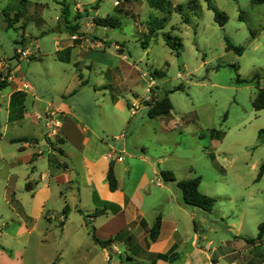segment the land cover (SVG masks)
<instances>
[{
  "label": "crops",
  "instance_id": "obj_1",
  "mask_svg": "<svg viewBox=\"0 0 264 264\" xmlns=\"http://www.w3.org/2000/svg\"><path fill=\"white\" fill-rule=\"evenodd\" d=\"M18 1L25 3L30 18H34L38 23V32L35 41L33 37H30V40L36 44V51H33L30 49L33 42L25 39L28 28L25 24H21L25 19L24 13L18 11L16 7L10 8L11 2H7L2 11L4 22L0 28L9 29L11 27L9 20L21 24L22 39L17 43L19 46L16 52L20 47L25 48L24 50L32 54L30 58L35 56L34 54L38 55V58L33 57L35 62L43 61L42 57L46 56V53L41 50L40 40L43 37H40L55 33L54 50L50 55L62 65L64 70L73 72L70 68L73 67V74L77 75V82L60 97L64 100L67 97H79L82 92L93 89L95 93H104V97L109 98L107 102H110L111 106H109V113L106 112L108 121L118 113L121 114V120H124L122 114L127 112L126 102L133 105L135 100L132 101L131 98L124 100L127 98L125 95L124 98H121V95L115 96L113 86L124 89L130 84L138 85L142 82V71L136 63L130 62L125 53L127 36L116 34L113 32L115 29L97 26L94 19L114 17L121 22L120 27L124 20L131 19L137 23L136 36L144 35V32L150 31L149 21L147 30L140 28L142 24L144 25L141 23L140 13L145 5L144 1L52 0L62 5V14L54 18L52 26L44 19L47 0L36 2L14 0L13 2ZM145 1L150 8H153L150 0ZM63 3L69 6L68 22L74 24L75 17L78 14L82 16L78 21L79 29L76 34L67 29L63 18ZM177 3V1L174 2V6L179 5ZM9 10L14 19H11ZM147 44V47L143 46L145 53L149 51V42ZM98 54L99 57H97ZM105 58L107 62L104 61ZM22 60L16 59L17 63L10 60L9 64H6L7 61L4 59L0 61V70L9 65L11 74L7 84V87L11 89L10 92L5 96L4 90L7 87L0 90V163L1 167L4 164L9 167L8 173L3 177L5 179L4 197L17 219L12 221V225H8L5 221L0 225L1 228L7 225L6 229L0 231V264H127L121 260L122 256V258L130 256L133 264H150L154 256L158 254L167 256L178 254V257L173 262L158 260L156 264H219L223 260H226L227 264H264V250L262 253L255 252L261 244L264 247V238L262 242L249 244L246 241L248 238L241 233L245 225L247 209H240L239 216L233 220L231 218H235V215H228L227 212L220 214L217 222L230 217L226 226L232 235L234 233L235 235L232 239L220 241V247H217L215 241H207L204 235L199 234L201 232L199 226L205 225V222H202L205 221L204 217L212 215L213 211L205 213L199 209L200 211L197 212L195 208L183 202L182 194L178 196L169 188L172 184L176 185L175 183L163 181L161 177L163 170L159 169L167 158L157 157L152 163L142 160L145 159L143 157L139 159L141 163L150 164L155 177L160 178L156 185L150 173L142 172L136 177L134 168L138 162L136 154L130 153L122 162L115 158L116 155L128 150L126 147L120 149L115 143L107 142L105 138L113 140L119 138L116 141L121 139L125 141L129 128L83 126L77 118L78 108L60 102L56 105L50 103L43 109L42 115L40 113L34 115L36 120L44 123L45 126L40 128L38 136L31 137L20 133L9 137L7 134L9 125L24 123L29 115L26 106L29 96L34 101H38L33 86L18 75V72H21L20 61ZM95 62H103L105 65L102 68L100 64H97L100 66V70L97 71L94 68ZM92 75L100 76L102 79ZM77 100L79 98H74L75 102ZM2 104L5 106L3 107ZM3 108L6 112L4 124L1 120ZM156 119L172 123L171 114ZM125 123L126 118L124 126ZM21 139L29 141L11 142ZM3 143L17 146L18 155L14 161L6 159L2 154ZM136 145L133 143L135 153L147 151L146 147ZM57 150L64 151L65 156L71 159L75 179H72L68 165L67 167L63 165L65 162ZM17 165L28 166L27 173L23 175L24 186L26 187L27 182L31 183L32 190H26L28 193H22V187L12 188L13 179L19 178L14 168ZM111 165L117 180L115 191L110 189L108 182ZM29 168L32 169L31 172ZM186 179L192 178L186 177ZM182 180L177 179V181ZM229 199L233 201L232 198ZM53 200L56 204L51 207L50 203ZM243 202L245 203L246 200ZM66 208L69 211L67 216H64ZM97 210L103 213L91 218L86 217ZM158 214L162 215L161 232L158 239L151 242L149 231ZM197 215L202 218L199 223H197ZM92 228L100 240L113 239L109 245L112 252L93 240ZM38 229H41V236L44 237L40 242L41 245H48V240L51 241L44 263L34 260L28 252L27 243L23 244V248L15 245L16 239L29 240ZM125 230L134 239L129 242L126 239L116 240L115 237Z\"/></svg>",
  "mask_w": 264,
  "mask_h": 264
},
{
  "label": "rangeland",
  "instance_id": "obj_2",
  "mask_svg": "<svg viewBox=\"0 0 264 264\" xmlns=\"http://www.w3.org/2000/svg\"><path fill=\"white\" fill-rule=\"evenodd\" d=\"M13 1L0 0V26L4 22L2 11L6 3L11 2L10 8L16 7L24 13L25 19L21 24L28 28L26 41H29L30 37L35 41L38 23L34 18H30L25 3ZM143 1L145 5L140 13L141 23L145 26L142 24L140 28L145 31L149 21V27L152 22V28L157 24L163 26L162 30L157 31L153 37L149 31L136 36L137 23L131 19L124 20L120 28L113 30L118 35L127 36L125 53L130 62L136 63L142 71V82L138 85L130 84L124 89L113 86L115 96L121 95V98H124L125 95L127 98L124 100H135L133 105L126 102L127 112L122 114L124 120H121V114L118 113L108 121L106 112L109 113L111 106L110 102H107L109 98L106 99L104 93H95L93 89L74 97L79 98L77 102L74 98L67 97L64 100L60 97L77 82V75L73 74V67H70L73 72L64 70L50 55L54 50L55 33L40 37H43L40 40L41 50L46 56L42 57L43 61L35 62L33 57L38 58L37 54L30 58L32 54L21 47L16 52L19 46L17 43L22 39L19 22H12L13 25L6 30L0 28V61L4 59L6 64L11 61L17 63L16 59L21 58L20 52H27L30 59L20 61L21 72H17L24 81L33 86L38 97V101H34L29 96L26 103L29 115L26 121L9 125L7 134L9 137L20 133L31 137L38 136L40 128L45 126L37 121L34 115H42L48 104L56 105L60 102L78 108L77 118L83 126L129 128L125 141L112 138L105 140L115 143L120 149L126 147L129 152L125 151V158L130 153L137 155L138 162L134 166L136 177L142 172L150 173L156 185L160 178L155 177L150 164L141 163L139 159L143 157L145 159L142 160L152 163L157 157L167 158L159 170L171 171L180 180L186 177H200V192L216 199L212 215L205 216V221H202L205 225L199 226V234L204 235L207 241H215V245L220 247V241L232 239L235 233L232 235L226 226L230 217L218 222L217 218L221 213L227 212L228 215H235V218H231L233 220L239 216L240 209H247L241 233L248 239H255L259 225L264 222V174L257 180L260 167L264 163V143L259 138L260 130H264V110L256 111L252 105L259 90L264 89V5H254L250 0H209L215 8L228 16V22L220 26L215 22L214 13L209 9L206 0H194L197 4L196 14L188 6L192 0H166L171 7L167 6L165 11L150 8L148 2ZM176 1L184 7L182 15L172 9ZM47 4L44 19L52 26L54 18L62 14V5L52 0H47ZM9 12L11 19H14L12 12ZM164 18L167 20L164 21ZM185 18L189 20L188 23H185ZM167 34L181 38L180 56L165 45L163 36ZM147 42L150 46L149 51L145 53ZM228 42L236 47H244V52L239 55L235 51L227 50ZM35 48L36 44L33 42L30 49L36 51ZM140 58L143 60L140 61ZM30 61L32 62L28 64ZM104 61L107 62V59ZM94 64L97 71L100 70L97 64L102 68L105 65L103 62ZM8 66L0 70V83L5 78L9 82L11 74ZM92 76L102 79L100 76ZM238 79L246 82H238ZM179 86H182V89L174 91ZM10 90L7 87L4 95ZM166 91H170L167 96L173 107L172 123L148 117L149 105L165 97ZM5 113L3 108L2 124L5 123ZM133 143L138 147H146L147 151L135 153ZM2 148L4 157L14 161L18 155L17 146L3 143ZM28 166L30 167L29 163ZM28 166L14 167L19 178L13 179L12 188L22 187V193H28L23 184V175L27 173ZM8 169V165L1 167L0 163V225L4 221L8 225L17 221L4 197L3 177L8 173ZM169 188L178 196L182 194L174 184ZM52 202L50 205L54 207L56 201ZM201 220L197 215V223ZM6 227L7 225H4L3 229L0 227V231ZM43 239L41 229H38L29 240L16 239L15 245L23 248V244L27 243L28 252L34 260L44 263L51 241L48 240L49 244L43 246L40 243ZM263 250L261 244L255 252L262 253ZM219 264H227V261H220Z\"/></svg>",
  "mask_w": 264,
  "mask_h": 264
},
{
  "label": "trees",
  "instance_id": "obj_3",
  "mask_svg": "<svg viewBox=\"0 0 264 264\" xmlns=\"http://www.w3.org/2000/svg\"><path fill=\"white\" fill-rule=\"evenodd\" d=\"M208 2V7L210 10L213 11L214 13V19L215 22L218 23L220 26H224L227 22H228V16L226 13L219 11L217 8H215L209 0H206ZM252 4L254 5H264V0H250ZM150 5L157 9V10H161V11H165L167 6L171 7V4L169 2H167L166 0H150ZM64 9H63V18L66 21L67 24V29L71 32V33H78V21L82 18V16L80 14H78L75 19H74V24H72L71 22H68V5L63 3ZM189 9L191 11H193L195 14L197 13V4L196 1L192 0L191 2H189L188 4ZM172 9L174 11H176L179 14H183V10L184 7L182 5H176L174 7H172ZM164 21L167 20V18L163 19ZM185 23H188V19L185 18L184 19ZM68 22V23H67ZM94 23L97 26H101V27H106V28H118L121 25V22L114 18V17H105V18H95L94 19ZM9 25L12 26L13 23L11 20H9ZM153 23H150V36L153 37L154 34H156L157 31L162 30L163 26L160 25L158 26L156 24V26H154V28H152ZM164 42L166 44V46L177 56H180V47L182 45V40L180 37H172L170 34L164 35ZM227 50L229 51H235L237 54L241 55L244 52V47H236L232 44H230L228 42L227 45ZM236 70H238V68H236ZM238 82H246L243 80L238 79ZM8 82L7 81H3L0 83V90L4 89L7 87ZM182 86H179L177 88L174 89V91H178L181 90ZM166 96L163 97L160 100L155 101V103L153 105H149V110H148V117L150 119H156L158 117H162V116H169L172 112V103L170 101V99L168 98V94L170 93V91H166ZM253 108L256 111H262L264 110V89L259 90L258 94L255 96L254 100H253ZM259 138L260 141L264 143V130H260L259 132ZM23 141H29L28 139H21V140H12V143H19V142H23ZM57 152L59 153V155L61 157L65 156L64 151L62 150H57ZM63 165L65 167H67L66 163H63ZM264 174V163L262 164V166L260 167V172L258 174L257 180H260L263 177ZM161 177L163 179V181L165 183H175L177 185V187L180 189L181 193H182V199L183 202L195 209H200L205 213H211L215 207L216 204V199H214L213 197H210L208 195H204L200 192V185H201V178L200 177H196V178H192V179H186V180H182V181H177V178L175 176V174L171 171H162L161 172ZM108 182H109V186L110 189L112 191H115L117 189V180L115 177V173H114V168L113 165L110 166L109 172H108ZM26 189L27 190H32L31 188V183H27L26 185ZM11 202H13V200L11 199ZM69 209L66 208L64 210V216H67ZM80 213H83L82 211H79ZM103 211H99L97 210L96 212H94L93 214L87 215L86 217H95L97 215L102 214ZM161 227H162V215L158 214L155 223L153 225V227L151 228V230L149 231V240L151 242H155L161 232ZM196 228V225H195ZM258 235L255 239H247L246 241L251 244V243H256V242H262L263 238H264V222H262L259 227H258ZM92 233H93V240L99 244L101 247L106 248L107 246L111 245L113 239L107 240V241H102L99 238L96 237L95 235V231L94 228H92ZM116 240L119 241H123L124 239H126L128 242L132 241L134 238L130 236L129 232L127 230L120 232L116 237ZM178 254H172V255H163V254H158L154 256L153 261L150 264H156L158 260H163V261H170L173 262L177 259ZM121 260L127 264H133L131 262V257L127 256L126 258H122Z\"/></svg>",
  "mask_w": 264,
  "mask_h": 264
},
{
  "label": "built area",
  "instance_id": "obj_4",
  "mask_svg": "<svg viewBox=\"0 0 264 264\" xmlns=\"http://www.w3.org/2000/svg\"><path fill=\"white\" fill-rule=\"evenodd\" d=\"M117 4H118V2H117ZM20 54H21V58L20 59H23V60H29V56H28V53L27 52H20ZM7 78H5V79H3V81H7L6 80ZM48 120H49V118H48ZM119 138H117L116 140H118ZM126 152L125 151H123V152H121L119 155H116L115 156V158L119 161V162H122L123 160H124V158L126 157Z\"/></svg>",
  "mask_w": 264,
  "mask_h": 264
},
{
  "label": "water",
  "instance_id": "obj_5",
  "mask_svg": "<svg viewBox=\"0 0 264 264\" xmlns=\"http://www.w3.org/2000/svg\"><path fill=\"white\" fill-rule=\"evenodd\" d=\"M46 148H47V146H46ZM63 161L68 165L69 169L71 170L72 179H75V173L73 171V164H72L71 159L68 156H64L63 157ZM196 211L199 212L200 210L199 209H196ZM107 250L109 252H112L113 251L110 246H107Z\"/></svg>",
  "mask_w": 264,
  "mask_h": 264
}]
</instances>
